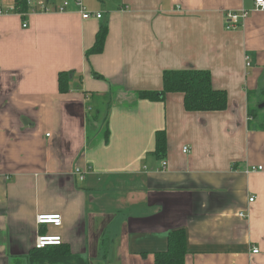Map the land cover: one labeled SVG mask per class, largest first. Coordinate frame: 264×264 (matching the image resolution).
Instances as JSON below:
<instances>
[{
	"label": "crops",
	"instance_id": "1",
	"mask_svg": "<svg viewBox=\"0 0 264 264\" xmlns=\"http://www.w3.org/2000/svg\"><path fill=\"white\" fill-rule=\"evenodd\" d=\"M28 1L0 15V264H30L38 234L59 235L88 264H154L179 228L183 264H264V10L254 0H91L84 10L101 18H83L73 0L60 11L64 0ZM238 9L249 15L227 30L225 11ZM102 23L103 50L86 55ZM179 69L208 71L226 109L189 112L181 93L139 97ZM39 214L62 223L38 225Z\"/></svg>",
	"mask_w": 264,
	"mask_h": 264
},
{
	"label": "trees",
	"instance_id": "2",
	"mask_svg": "<svg viewBox=\"0 0 264 264\" xmlns=\"http://www.w3.org/2000/svg\"><path fill=\"white\" fill-rule=\"evenodd\" d=\"M17 12L24 13L28 9V0H13ZM107 36V24H100L93 45L86 55L100 53L103 50ZM69 73L61 71L58 74V89L61 93L68 90ZM169 93H181L183 105L189 112L222 111L227 107V93L224 89L215 88L208 71L199 69L165 70L162 74V89L159 91H141L140 98L164 100ZM154 154L164 158L167 151L164 131H157ZM186 250V234L182 228L172 230L167 236V248L155 254L154 264H183ZM30 264H88L78 255H74L63 243L47 245L43 248H33L28 256Z\"/></svg>",
	"mask_w": 264,
	"mask_h": 264
},
{
	"label": "built area",
	"instance_id": "3",
	"mask_svg": "<svg viewBox=\"0 0 264 264\" xmlns=\"http://www.w3.org/2000/svg\"><path fill=\"white\" fill-rule=\"evenodd\" d=\"M73 2L76 4V6L79 9V12L82 14L83 18H89L94 16L95 18H101L100 13H92L89 11H85L83 8L82 0H73ZM29 3V1H28ZM253 9L255 11H263L264 10V0H254L253 2ZM66 6H68V2L64 1L62 5L57 7V9L63 10ZM35 7H38L40 10H47L46 5L42 2H39ZM15 11L14 6L10 7H3V5L0 4V15L5 14L7 12ZM249 15V10L246 9H238V10H227L224 13V21H225V28L227 30H232L237 27H239L244 19ZM23 26H26V24H23ZM188 147H182V151L187 152ZM162 166H165V161L162 162ZM261 167L258 166V169ZM254 167H250L246 170V172L250 170H254ZM73 173H75L79 180H82L85 176V173L79 168H75ZM254 197L251 196L249 198V201H253ZM240 216H243L244 213L242 211L239 212ZM36 223L38 225H53V226H60L62 223V217L60 214H39L36 217ZM62 242V239L59 235H48V234H38L37 238L34 243V247L37 249L43 248L47 245H58ZM253 252H257V249H254Z\"/></svg>",
	"mask_w": 264,
	"mask_h": 264
},
{
	"label": "rangeland",
	"instance_id": "4",
	"mask_svg": "<svg viewBox=\"0 0 264 264\" xmlns=\"http://www.w3.org/2000/svg\"><path fill=\"white\" fill-rule=\"evenodd\" d=\"M63 0H51V2L53 3V2H62ZM64 1H67V2H69L68 0H64ZM63 1V2H64ZM62 2V3H63ZM82 2H83V5H88L90 2H91V0H82ZM257 112H258V114L260 115V116H264V107H262V108H260V109H258L257 110ZM97 125H96V123H95V121H93L92 120V118H90V114L88 113V121H87V132H88V134L90 135V136H93L94 134H95V132L97 131ZM102 134H103V132H102Z\"/></svg>",
	"mask_w": 264,
	"mask_h": 264
},
{
	"label": "water",
	"instance_id": "5",
	"mask_svg": "<svg viewBox=\"0 0 264 264\" xmlns=\"http://www.w3.org/2000/svg\"><path fill=\"white\" fill-rule=\"evenodd\" d=\"M263 105H260V107H262Z\"/></svg>",
	"mask_w": 264,
	"mask_h": 264
}]
</instances>
